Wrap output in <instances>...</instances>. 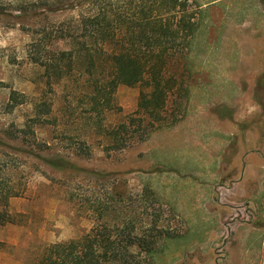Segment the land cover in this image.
Segmentation results:
<instances>
[{"label":"rangeland","instance_id":"1","mask_svg":"<svg viewBox=\"0 0 264 264\" xmlns=\"http://www.w3.org/2000/svg\"><path fill=\"white\" fill-rule=\"evenodd\" d=\"M242 1L187 0L183 11H194L197 29L189 47L180 45L165 63L171 87L158 115L137 107L148 88L143 83H118L98 115L89 109L87 77L79 71L50 89L43 67L27 59L30 36L21 21L0 15V186L18 192L8 198V221H0V264H33L46 244L94 228H108L120 241L119 259L105 264H264V178L250 177L240 194L226 193L236 180H220L218 195L205 203L208 191L200 196L202 186L189 172L196 164L178 151L186 140L168 133L205 103L213 107L210 80L225 74L238 53L228 37L231 16L247 9L235 7ZM41 95L51 110L39 124L27 118ZM261 104L250 97L243 123L250 142L264 138ZM184 110L183 120L171 122ZM59 156L71 167L49 163ZM205 205L221 208L223 224ZM127 237L132 245L124 244ZM150 238L149 255L136 243Z\"/></svg>","mask_w":264,"mask_h":264},{"label":"trees","instance_id":"2","mask_svg":"<svg viewBox=\"0 0 264 264\" xmlns=\"http://www.w3.org/2000/svg\"><path fill=\"white\" fill-rule=\"evenodd\" d=\"M185 5L187 0H0V15L21 21L30 36L27 59L43 67L44 83L50 89L71 71H79L87 77L84 94L89 97V109L98 115L109 107L118 83H143L149 90L140 92L138 105L148 114L158 115L171 87L164 75L165 63L180 45L189 47L197 29L195 13L183 11ZM16 95L12 90L10 97L15 100ZM31 104L27 120L40 124L42 115L51 110L50 102L41 95ZM49 163L71 167L61 156ZM15 195L17 191L3 192L0 186L1 222L8 221L5 207ZM110 225L115 226H104ZM106 229L94 228L75 238L50 242L33 264L114 262L119 259L120 241ZM133 243L129 237L124 241ZM154 243L150 238L136 244L150 255Z\"/></svg>","mask_w":264,"mask_h":264},{"label":"crops","instance_id":"3","mask_svg":"<svg viewBox=\"0 0 264 264\" xmlns=\"http://www.w3.org/2000/svg\"><path fill=\"white\" fill-rule=\"evenodd\" d=\"M261 1L243 0L241 4L235 5V7L245 5L244 7L247 8L231 16L234 22L230 24L232 32L231 36L228 34V40L232 44V49H237L238 53L233 55L232 62L225 63L227 68L225 74L210 80L209 91L212 94L210 100L213 107L205 103L207 106L205 110L199 107L192 114L194 117L183 120L180 117L185 115V109L183 113H179V118L176 117L171 121L183 120L182 128L169 129L168 133L176 136V139L186 140L187 145L184 147L182 143V150L178 151L183 156L187 155L191 160L190 163L196 164L194 172H189L202 186L200 196L203 193L202 189L208 191L207 197L201 198L205 203L209 202L210 196L218 195L217 191L222 185L220 180H224L225 184L228 179L236 180L237 186L229 188L226 193L240 194L242 189L247 188L250 177L264 178V138L256 143L253 140L250 142L247 134L245 138L240 135L244 130L242 124L250 115L248 107L250 97H253L255 91V77L260 67L258 62H264V5ZM148 90L149 88L141 91L148 92ZM140 92L137 107H139ZM189 96L188 93L182 97L180 103L182 108L184 103L188 102ZM262 126L264 127V124L260 125ZM236 134L239 135L238 140L233 144L231 137ZM188 140H193L194 144L188 145ZM178 143L181 144V141ZM232 147L236 151H231ZM206 163L209 165H204ZM224 164H232V168H236L237 171L230 173L231 166L229 169V165ZM216 204L219 205L217 202ZM205 209L208 213L213 211V216L216 213V219L223 224L221 216L218 215L221 208L206 206Z\"/></svg>","mask_w":264,"mask_h":264},{"label":"flooded vegetation","instance_id":"4","mask_svg":"<svg viewBox=\"0 0 264 264\" xmlns=\"http://www.w3.org/2000/svg\"><path fill=\"white\" fill-rule=\"evenodd\" d=\"M246 71V70H244ZM253 97L256 98H260L264 101V62H260V71L256 74L255 77V91L253 92ZM259 101V100H258ZM262 106V111H264V104H261ZM245 126L242 124L243 127V132L240 134L241 136H243V138H245ZM238 134L233 135V139L235 140L234 142H236L238 140ZM232 142V140H231ZM233 143V142H232ZM231 151H236V149L234 147L231 148ZM237 171L236 168H232L230 169V173ZM255 187L256 181L254 183H252ZM255 189L257 190L258 188L255 187Z\"/></svg>","mask_w":264,"mask_h":264}]
</instances>
